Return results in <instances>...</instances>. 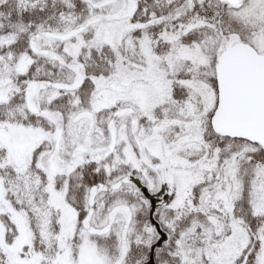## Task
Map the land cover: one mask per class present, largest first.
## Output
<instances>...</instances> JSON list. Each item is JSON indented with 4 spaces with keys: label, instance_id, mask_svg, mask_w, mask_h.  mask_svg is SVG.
<instances>
[{
    "label": "snow or ice",
    "instance_id": "1",
    "mask_svg": "<svg viewBox=\"0 0 264 264\" xmlns=\"http://www.w3.org/2000/svg\"><path fill=\"white\" fill-rule=\"evenodd\" d=\"M0 264H264V0H0Z\"/></svg>",
    "mask_w": 264,
    "mask_h": 264
}]
</instances>
